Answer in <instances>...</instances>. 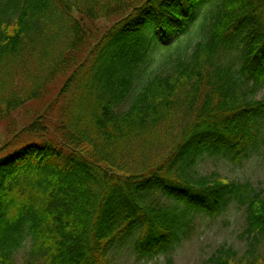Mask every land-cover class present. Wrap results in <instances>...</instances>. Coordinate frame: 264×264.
<instances>
[{"label": "trees", "instance_id": "obj_1", "mask_svg": "<svg viewBox=\"0 0 264 264\" xmlns=\"http://www.w3.org/2000/svg\"><path fill=\"white\" fill-rule=\"evenodd\" d=\"M203 7V38L143 75L150 48ZM262 90L264 0H0V264H18L27 238L23 264H116L129 239L153 258L232 205L247 248L207 262L264 264V191L195 171L206 154L240 164L264 141Z\"/></svg>", "mask_w": 264, "mask_h": 264}, {"label": "rangeland", "instance_id": "obj_2", "mask_svg": "<svg viewBox=\"0 0 264 264\" xmlns=\"http://www.w3.org/2000/svg\"><path fill=\"white\" fill-rule=\"evenodd\" d=\"M207 7H203L198 12L196 20L190 26L187 33L173 37L170 42L158 41L150 50L148 60L144 68L143 75L152 72H160L166 69L163 63L171 54L177 53L187 47L188 43L194 44L203 38L202 26L207 13ZM209 17V16H208ZM209 19V18H207ZM88 25L91 24L87 20ZM113 24L112 17L100 18L91 26L94 30H104ZM86 25L85 27H87ZM142 81L135 85L134 91L128 101L124 102L120 109H127L132 95L140 88ZM264 92L262 90L259 95ZM28 111L23 109L16 113L15 119H10L13 123L14 132L20 129L27 121ZM9 121V120H8ZM8 121H0V144L7 140L10 134L8 131ZM9 137V136H8ZM195 171L199 175L217 171L227 180L251 181L257 189L264 191V141L259 143V147L254 149L250 155L243 159L240 164H235L229 158L217 155H204L198 159ZM195 230L192 236L176 246L168 254H160L153 258H139L133 250L131 239L117 246L112 251V256L116 264H167L170 256L175 264H210L207 259L220 247H233L241 253L247 248L246 239L240 237V232L245 227V211L232 205L221 215L210 217L198 214L196 218ZM31 240L27 238L23 246L15 253L18 264H23L29 256ZM262 251V250H261Z\"/></svg>", "mask_w": 264, "mask_h": 264}]
</instances>
